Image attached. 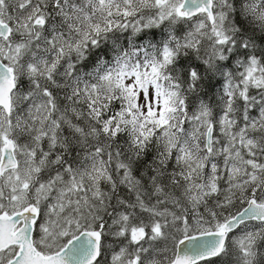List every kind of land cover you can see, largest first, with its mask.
I'll list each match as a JSON object with an SVG mask.
<instances>
[{
  "label": "snow or ice",
  "instance_id": "obj_1",
  "mask_svg": "<svg viewBox=\"0 0 264 264\" xmlns=\"http://www.w3.org/2000/svg\"><path fill=\"white\" fill-rule=\"evenodd\" d=\"M0 264H264V0H0Z\"/></svg>",
  "mask_w": 264,
  "mask_h": 264
}]
</instances>
